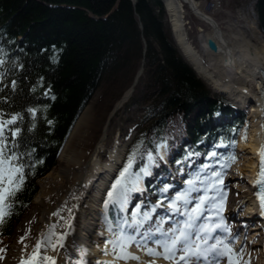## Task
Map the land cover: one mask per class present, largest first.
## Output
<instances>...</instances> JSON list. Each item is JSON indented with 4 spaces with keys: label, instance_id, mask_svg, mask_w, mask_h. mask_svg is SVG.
Segmentation results:
<instances>
[{
    "label": "trees",
    "instance_id": "1",
    "mask_svg": "<svg viewBox=\"0 0 264 264\" xmlns=\"http://www.w3.org/2000/svg\"><path fill=\"white\" fill-rule=\"evenodd\" d=\"M255 10L264 33V0H256ZM141 59L156 89L153 107L146 106L142 116L141 140L129 149L130 157L136 153L132 171L139 174L141 168L157 171L161 152L184 134L192 139L189 148L215 136L202 130H207L206 117L224 106L182 55L163 1L0 0V113L3 119L21 117L9 126L19 128V135H5L24 174L9 201L10 215L0 224V258L32 205L37 179L57 165L60 149L104 73Z\"/></svg>",
    "mask_w": 264,
    "mask_h": 264
},
{
    "label": "bare ground",
    "instance_id": "2",
    "mask_svg": "<svg viewBox=\"0 0 264 264\" xmlns=\"http://www.w3.org/2000/svg\"><path fill=\"white\" fill-rule=\"evenodd\" d=\"M165 1L177 40L198 73L213 87L238 99L252 101L249 140L246 142L242 136L241 139L245 142L239 145L241 153L246 150L247 155L242 156L241 153L235 152L228 162L229 167L218 171L217 180H220L223 175L229 176L223 190L219 193L220 199L214 203L213 209L219 213L223 202H227L232 211L240 209L241 214L250 216L249 208L254 197L247 187L242 186L244 175L241 172H244V167H239L234 173L231 171L234 170L237 160L244 157L248 161L245 168L249 171L248 178L251 181L259 164L257 162L259 152L264 142L262 97L264 38L261 34L252 36L249 32L237 29L233 27L235 25L233 23L225 25L206 12L201 7L200 0H189L191 11L210 26L207 31H204L202 27L199 28L200 48H196L190 42L186 31V21H184V3L186 2L184 0ZM209 36L217 42L215 51L207 46ZM124 95L129 96V90ZM125 100L126 98L121 103ZM88 110L89 107L85 108L79 115L61 148L59 158L62 163L59 168L49 171L46 176L39 179V190L33 200L34 208L26 222L27 226L33 229V233L25 250L15 249V264H24L28 261L38 243L41 245L40 255L51 257L55 264L84 262L85 264H163L162 261L168 260L148 255L143 246L140 247L139 243L135 242L137 236L134 234L128 235L135 239L128 242L126 251L138 256L139 259H123L121 254H110L104 250V247L90 244L93 238L101 235L99 230L94 229L91 232L92 227L101 226L107 230L110 225L107 220H100L97 217H100L97 208L99 203L101 204L100 196L106 184L123 163L130 140L117 141L113 148L108 149V152L105 131L101 135H94L92 142L88 140V134L85 133L89 126ZM80 136H83L85 141L84 139L78 141ZM207 197L203 198L207 199ZM198 202L199 200L194 204V208ZM36 213H38L37 216ZM122 226L125 227L123 222ZM123 231L125 234L128 233L125 229ZM103 233L113 239L121 236L108 230ZM258 233L256 230L252 241L254 244H259L258 242L261 241L262 249L250 245L233 250L234 256H240L245 264H254L250 259L252 256L256 258L255 264H264L262 261L264 241L259 238ZM239 249L241 252H238ZM85 257H88L89 262H86ZM226 260V264H229L228 257ZM47 264H51V260Z\"/></svg>",
    "mask_w": 264,
    "mask_h": 264
},
{
    "label": "rangeland",
    "instance_id": "3",
    "mask_svg": "<svg viewBox=\"0 0 264 264\" xmlns=\"http://www.w3.org/2000/svg\"><path fill=\"white\" fill-rule=\"evenodd\" d=\"M200 1H201V7L206 12L214 16L218 21L220 22L222 21V23H224L225 25H227V23H233L235 24L233 27L237 29L240 28L242 31L249 32L252 36H255L256 34H261L264 38V33L261 31L259 27L258 16L255 11V4H254L255 0H218L220 5L217 9H209L211 0H200ZM184 8H185L184 21H186L185 26H186L188 38L190 42L193 44V46H195L196 48H200L199 28L202 27L204 31H207L210 29V26L209 24L202 21L197 15H195L191 11L190 7L185 3H184ZM170 18L171 16L168 12V21L171 26L173 37L182 55L186 58V55L183 52L181 46H179V43H177L178 40H176L177 39L176 35L173 32L172 21L170 20ZM145 62L146 61L144 59H141L138 61L139 64L136 65L135 61L130 60L129 63L126 64L124 68L119 69L113 73H109V74L108 72L104 73V76L102 77L99 86L93 92L90 100L83 108L84 110L85 108L89 107V110H88L89 126L87 127V129L85 128L86 129L85 133L88 134L87 139L92 142L93 140L92 138L94 135H101L105 131L107 152H108V149H111L114 147L117 141H126L131 134L135 133L134 140L137 139V142L141 140L139 136H141L142 134L141 133L143 130L142 125H144L142 116H143V113H145L148 109L146 106L153 107L155 103L154 92L156 89L155 87H153V85H149V81L151 82L153 81L151 80V76L149 79V75L151 74V72H149L148 69L145 68V64H144V70L142 74L140 75L137 84L135 85L134 91L132 92V95L134 93L136 94L135 95L136 100L132 101L131 105L130 104L126 105L127 103L124 102L121 105V107H119L116 110V112L111 116V118L110 119L108 118L112 110L114 109L115 105L117 104L118 100L122 96V94L131 87L133 80L135 78V75L137 74L141 65ZM199 76L209 86H211L200 74ZM211 88L213 87L211 86ZM228 100L230 99L228 98ZM231 101L235 102L232 99ZM236 104L239 105V103L237 102ZM249 115H250V112H249ZM249 115L245 119L248 125L246 132L244 133L246 142H248L249 135L251 132V126L249 123V117H250ZM108 120L110 121L109 123H108ZM130 128H133L135 131ZM81 139L82 140L84 139L85 141V138L83 136H80L78 138V141ZM245 141L241 140V138L239 137L236 143L237 147L239 145L241 146V143ZM229 150L230 151H228L227 156L221 158V156L219 155L220 158H217L219 164L212 165V167L208 169V171H210L209 173H205L204 175L200 174L201 176H203L204 181L206 182L208 181L206 183V186L211 188L210 194L211 193L213 194L214 190H219L222 186L221 184H223L229 176L228 174L223 175L221 176V182L215 183L214 177L216 174H218V171H217L218 166L220 168L227 169L229 167L228 166L229 164L227 162L231 160L233 156V152L240 151V148L231 147ZM243 152L241 153L240 151L242 156L247 155L246 150ZM128 161L129 159L126 158L125 166L123 165L121 169H123V167L124 168L127 167ZM61 163L62 161L60 160L58 156L57 165L52 170L59 168ZM235 164L236 165L234 167V170L231 172L234 173L238 171L239 167L241 166L244 167V172H241V174L244 175V178H243L244 183L242 186L247 187L246 180H248L249 171H247L245 167L247 166L248 161H246L244 157H241L239 160H237V163ZM118 178H120V174L117 176V179ZM232 180L233 179H231V181ZM190 181L192 182V184H195L196 186L199 184V182L196 180H190ZM115 182H116L115 180L112 182L111 186L109 187L107 191V200H106L107 204L114 202V200L110 199L109 192H112L113 190L112 186L113 184H115ZM192 184L191 185L189 184V187H192ZM202 187H204V185ZM185 192H188V190L179 191L178 194L185 193ZM200 195H204V193L199 192L197 196H200ZM116 201L120 202L121 199L116 200ZM224 206H226V204ZM33 208H34V201L32 202V205L27 209V211L23 215L20 222L16 224L12 236L7 240L9 242L8 244L9 248L6 251V255L3 257V259L0 260V264H15L16 263L15 253H14L15 249L16 248H20L22 250L26 249V246L28 245L31 235L33 233V229L28 227L26 222H28V217H30L29 215L33 211ZM37 215L38 213H36V216ZM252 236L253 234L252 235L248 234L247 236L248 241L246 242V244L249 245L250 243V245H253L257 248H261V241L258 242L259 244H254V242L252 241L253 239ZM250 259L252 260V263L254 264L256 263L255 261L256 258L254 256H252ZM239 263L245 264L242 261H239Z\"/></svg>",
    "mask_w": 264,
    "mask_h": 264
},
{
    "label": "snow or ice",
    "instance_id": "4",
    "mask_svg": "<svg viewBox=\"0 0 264 264\" xmlns=\"http://www.w3.org/2000/svg\"><path fill=\"white\" fill-rule=\"evenodd\" d=\"M2 63V61H0ZM30 112L35 115V109H29ZM19 115L12 116L10 119H3V114L0 113V224L4 222V218L10 215V209L12 204L9 203L13 197H15L16 192L20 190L23 180V165L18 164L17 161L19 157L8 149V139L5 135L6 131L10 132L13 136L19 135V128L12 129L9 126L16 124L17 120L20 119ZM136 153L133 152L129 158L127 167L120 173V178L116 180L113 184L112 192H109V197L112 200H119L127 196V194L136 190V184H138L140 176L139 173H133L130 170L132 169L133 164L135 163ZM149 161H153L152 154H148ZM140 173L145 175L149 174L146 168H141ZM134 178V179H133ZM131 183L132 187H129ZM261 186L260 192L257 193L261 198V205L264 208V150L261 151V172L260 179L256 182ZM191 185L192 182L190 181ZM167 192V188L162 190ZM188 192L181 193L175 197V199L170 204V209L172 211H179L177 207V202L183 200L187 203ZM211 202V201H207ZM206 203L205 198H201L192 211L196 215L190 216L189 221H187L182 228L170 229L171 234L163 241H160V247L163 251H157L153 248L146 249L148 255L163 257L164 259L172 260L175 258L176 252H183V255L179 257V261H183L184 264H188L191 257L199 258L203 257L207 260L209 254L213 256V261H210L209 264H219V257H228L229 264H239V260H234L233 256L235 255L232 248L228 247L226 241L216 239L214 244H207L208 239L212 237L206 235L202 240L200 237L196 241L191 239V234L188 231L193 225L192 220L198 218L201 205ZM264 214V212H262ZM148 214H145V219H148ZM224 230L227 232L228 229L226 226H223ZM215 229L211 227L202 226L201 231L204 233H211ZM157 232H161L162 229L159 227L156 229ZM23 239V238H22ZM133 237H124L121 235L113 243V250L116 248L120 249L121 258L123 259H139L138 256H134L126 251L128 242L132 241ZM50 242V241H49ZM201 243L206 245V247H201ZM41 245L38 243L36 248L33 251L32 256L24 264H47L51 260V264H55V261L51 257L41 256L40 255ZM55 247V245H53ZM177 261V264H179Z\"/></svg>",
    "mask_w": 264,
    "mask_h": 264
},
{
    "label": "water",
    "instance_id": "5",
    "mask_svg": "<svg viewBox=\"0 0 264 264\" xmlns=\"http://www.w3.org/2000/svg\"><path fill=\"white\" fill-rule=\"evenodd\" d=\"M133 1L135 2L136 0H133ZM184 1H185L186 3H188L189 6H191L189 0H184ZM207 44H208V46H209V48H210L211 50H213V51L217 50V42H216V40H215L213 37L209 36V37L207 38ZM142 70H143V66L139 69V71H138L137 74H136V77H135V80H134V82H133V85L131 86V88H130V90H129V95L131 94L132 90L134 89V86H135V84H136V82H137V80H138V77L140 76ZM127 96H128V95H127ZM127 96H125V95L122 96L121 101L118 102V103L115 105L113 111L111 112V114H110V116H109V119H110L111 116L114 114V112L119 108V106L121 105L122 100L125 99V98H127Z\"/></svg>",
    "mask_w": 264,
    "mask_h": 264
},
{
    "label": "built area",
    "instance_id": "6",
    "mask_svg": "<svg viewBox=\"0 0 264 264\" xmlns=\"http://www.w3.org/2000/svg\"><path fill=\"white\" fill-rule=\"evenodd\" d=\"M211 5H212L213 7H215V6H216V1H212V2H211Z\"/></svg>",
    "mask_w": 264,
    "mask_h": 264
}]
</instances>
